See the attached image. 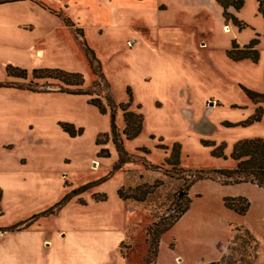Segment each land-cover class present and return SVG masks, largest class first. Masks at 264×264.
<instances>
[{
  "label": "rangeland",
  "instance_id": "1",
  "mask_svg": "<svg viewBox=\"0 0 264 264\" xmlns=\"http://www.w3.org/2000/svg\"><path fill=\"white\" fill-rule=\"evenodd\" d=\"M36 2L68 16L75 27ZM24 3L16 23L26 22L24 30L37 38L20 51L0 46V83L24 82L8 77L9 66L26 70L27 83L34 70L61 69L83 75L84 88L95 94L0 89V264H152L157 231L190 206L199 171L234 169V144L264 138V118L242 125L258 107L264 111V103L254 104L243 90L264 94V16L258 1L245 0L236 14L247 25L243 30L225 21L215 0ZM256 34L258 63L228 58L233 42L243 47ZM106 94L116 106L129 104L142 114L136 139L125 138L123 111L112 112ZM94 98L106 105V114L90 104ZM113 120L132 161L117 171ZM61 124L83 133L71 137ZM175 144L181 156L172 166L166 160ZM221 144L225 156L214 157ZM200 181L206 182L195 183L191 194L209 197L219 212L221 182ZM137 187L154 190L143 202L119 197V190L129 196ZM235 192L251 202L260 199L249 185ZM193 222L190 216L173 236H161L155 264L198 262L197 248L170 246ZM177 253L180 263L174 261Z\"/></svg>",
  "mask_w": 264,
  "mask_h": 264
},
{
  "label": "trees",
  "instance_id": "2",
  "mask_svg": "<svg viewBox=\"0 0 264 264\" xmlns=\"http://www.w3.org/2000/svg\"><path fill=\"white\" fill-rule=\"evenodd\" d=\"M20 0H0V5L14 3ZM143 1V0H138ZM216 3L221 7L223 17L226 22H232L234 26H236L239 30H243L247 27V25L239 20L236 16L239 13L244 5L245 0H215ZM258 1V11L260 14L264 16V0ZM45 9H48L52 14L56 15L59 18H62L63 22L68 27H75L73 21L68 17L63 15L60 12H57L53 9L48 8L43 3L40 4ZM78 34L83 37L82 29L76 28ZM260 45L259 35L256 34L255 38H253L247 45L240 47L236 42L232 43L231 49H229L226 53L229 59L234 62H242L249 60L253 63H258L260 60V53L258 50V46ZM89 53L92 56V60H95L94 52L87 48ZM100 64L98 63V68ZM8 77L13 79H20L24 82H6L0 83L1 88H11L21 91H29L33 93H49L56 92L61 94L68 95H76V96H90L92 97L93 92L84 88V78L80 73L67 72L61 69H39L34 70L31 73L32 80L30 82H26L28 80L29 74L26 70L16 68V67H7ZM101 81H105L104 76L100 75ZM37 81H44L42 85L39 86ZM52 81V83H49ZM99 83H96L95 87H99ZM50 87H57L55 91H51ZM247 97L257 105H261L264 103V94L254 92L252 90L243 88ZM107 105L112 112L115 111L116 108H121L123 111V117L125 122V129L123 131V135L127 140L136 139L142 132L143 129V116L142 114L134 113L129 110V104H121L115 105L112 98L106 94ZM90 104L97 107L102 114H106L107 107L102 103L99 98L91 99ZM264 118L263 108L260 106L256 110V113L247 121L242 123L243 126H250L254 122H261ZM226 126H233L231 124H225ZM61 128L68 133L71 137H76L82 135V129H76L73 125L70 124H61ZM112 138L113 143L116 147L118 153V161L114 166V170L117 171L121 169L125 164L132 163L131 157L128 156L126 150L123 147V139L118 133L117 127L113 120L112 126ZM212 147H215L214 143H207ZM145 154H148V150L146 148L141 149ZM225 145L221 144L220 146L214 148L212 151V155L217 158L224 157ZM181 156V147L179 144H175L172 148V152L170 157L166 160L168 165L177 166L180 163ZM231 158L237 165L234 169H218L212 171H199V175L196 176L195 180L192 182V185L200 180H212L219 181L222 185H238L243 183H251L257 185L260 188H264V138H254L251 140H243L234 144ZM105 181V180H103ZM155 187V186H154ZM154 187L141 191V187H137L135 189V193L132 195L126 196L123 194L122 189L119 190V197L122 200L133 199L137 202H143L146 200L147 196L151 194L154 190ZM2 200V193L0 191V203ZM225 206L233 210L240 216H243L247 213L249 209V201L243 197L231 198L227 197L224 199ZM188 208H185L183 211L179 213L176 219L171 221L170 223L164 225L159 231H157L156 239L152 242L150 252L152 254V264H155V261L159 252V245L161 236H163L166 232H168L188 211ZM46 215V213H43ZM35 218V217H34ZM31 223H28L24 226L27 228ZM157 225V224H156ZM155 225V226H156ZM155 233V231H152ZM152 233V234H153ZM151 235V231L148 232ZM210 264H219V263H210Z\"/></svg>",
  "mask_w": 264,
  "mask_h": 264
},
{
  "label": "crops",
  "instance_id": "3",
  "mask_svg": "<svg viewBox=\"0 0 264 264\" xmlns=\"http://www.w3.org/2000/svg\"><path fill=\"white\" fill-rule=\"evenodd\" d=\"M25 1L27 0L0 5L1 47H10L20 51L26 47L29 49L34 44V38H37L36 34L24 30L23 25L26 22L16 23L17 17L23 15L19 8L25 4ZM39 7L52 14L48 9L40 5ZM26 42L27 45H25ZM207 181L218 183L212 180ZM200 182L206 181L196 183ZM244 185L254 187L260 192L258 202H251L247 197L242 196L240 192H235V188ZM192 187L189 192L191 202L188 211L163 236H173L177 225L190 216H193V226L191 228L186 227L183 236L180 239L178 238L176 243L173 239V245L170 244L171 248L177 250L181 244L190 249L194 248L195 250L197 248L199 252L197 255L198 262L195 264H264V188L251 183L221 185L223 194L220 199L223 207L218 212L215 211L209 197L202 194H191ZM227 197L246 198L250 203L247 213L240 216L233 210L228 209L224 204V199ZM226 218H229L230 221ZM180 257L179 253L175 254L174 261L180 263Z\"/></svg>",
  "mask_w": 264,
  "mask_h": 264
},
{
  "label": "water",
  "instance_id": "4",
  "mask_svg": "<svg viewBox=\"0 0 264 264\" xmlns=\"http://www.w3.org/2000/svg\"><path fill=\"white\" fill-rule=\"evenodd\" d=\"M182 196H184V193H181L177 200H179Z\"/></svg>",
  "mask_w": 264,
  "mask_h": 264
}]
</instances>
